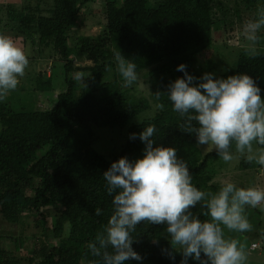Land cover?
Here are the masks:
<instances>
[{
	"label": "trees",
	"instance_id": "obj_1",
	"mask_svg": "<svg viewBox=\"0 0 264 264\" xmlns=\"http://www.w3.org/2000/svg\"><path fill=\"white\" fill-rule=\"evenodd\" d=\"M4 1L0 0V19L6 16L8 24L14 23L13 39L33 36L44 50L52 47L64 61L66 88L48 109H15L9 101H0V219L20 224L22 217L32 216L42 229L23 256L4 244L11 239L20 249L23 234L1 229L0 264L98 261L87 245L103 231L113 210L103 172L121 156L133 160L143 155L138 137L149 123L157 129L154 144L174 146L199 189L215 193L225 180L264 188V170L255 161L240 155L230 166L215 150L202 153L195 132L187 131L196 122L174 112L166 95L168 84L183 76L178 64L200 77L196 54L219 41L221 28L233 18L242 25L253 18L264 0H28L20 6ZM97 2L101 5L92 8ZM96 11L102 15L94 21L100 32L77 33ZM257 49L260 54L254 58L244 49L233 69L217 76L245 72L264 98V47ZM119 50L137 64L138 75L149 83V96L123 84L113 55ZM77 73L84 78L75 79ZM157 102L164 108L152 113ZM141 113L146 116L135 122ZM95 127L119 130L113 152L94 148ZM131 133L137 138L130 139ZM202 203L191 210L202 220L209 219ZM245 211L256 226L249 247L255 251L262 242L264 251V206H245ZM133 237L132 246L142 260L125 264H179L181 253L172 249L164 224L141 222ZM188 264L198 262L189 258Z\"/></svg>",
	"mask_w": 264,
	"mask_h": 264
},
{
	"label": "clouds",
	"instance_id": "obj_2",
	"mask_svg": "<svg viewBox=\"0 0 264 264\" xmlns=\"http://www.w3.org/2000/svg\"><path fill=\"white\" fill-rule=\"evenodd\" d=\"M262 30L264 3L241 29L250 57L260 54L256 43ZM113 55L123 84L133 85L138 80L137 64L120 50ZM28 65L24 49L0 32V101L17 88ZM177 70L183 76L168 84L167 99L174 112L196 122L187 131L195 132L197 145H205L207 151L214 149L225 162L240 154L264 170V98L254 78L245 72L227 77L204 72L196 77L184 63L178 64ZM83 78L80 73L75 76L77 80ZM155 108L162 110L164 104L157 102ZM156 131L154 124L144 125L138 137L144 144L143 155L133 160L121 156L103 172L106 191L113 196V210L103 231L87 245L92 256L100 258L93 264L142 260L132 245L136 226L145 221L166 226L172 249L181 253L179 264H188L189 258L198 264H245L243 245L227 238L224 228L250 230L245 206H264V188L225 180L215 193L199 189L176 148L154 144ZM129 138L136 139L137 134L131 133ZM254 142L260 147L254 148ZM200 202L209 219L202 220L191 210ZM101 211L95 209L97 215ZM169 256L174 259L172 252Z\"/></svg>",
	"mask_w": 264,
	"mask_h": 264
},
{
	"label": "rangeland",
	"instance_id": "obj_3",
	"mask_svg": "<svg viewBox=\"0 0 264 264\" xmlns=\"http://www.w3.org/2000/svg\"><path fill=\"white\" fill-rule=\"evenodd\" d=\"M27 1L28 0H26V2ZM24 2V0H18L13 3L20 6L21 4H24ZM233 3L234 2L232 1V4ZM100 5L101 4L98 3L92 4L91 6L93 8L94 6L99 7ZM42 6L47 7L45 3ZM3 18L4 19L2 20L0 19V32L13 38L15 36V31L10 27L13 26L14 23L8 24L6 16ZM101 19L102 15L100 11H96L94 19L89 24L79 29L77 33L94 35L100 32L102 28L97 23L95 24V22L100 21ZM242 26V24L236 22L235 18H233L226 28H221V31L219 32V41L196 54L195 65L198 73L202 75L204 72H213L217 76L233 69L240 53L244 51L248 44L241 35ZM35 40L36 39L33 36H27L25 38L24 35L19 37V41L14 40L24 49L29 59V65L25 70L24 76L19 78L17 88L10 91L2 101H9L11 106L15 109H48L53 105L58 94L66 88L64 61L54 52L55 50H52V47L44 50V48H41L39 43ZM256 47H264V30L259 34ZM132 86L135 87L138 95H150V86L145 77L138 75V80L134 82ZM154 111L155 105L153 104L151 112L153 113ZM144 116L146 115L141 113L134 119V121L139 122L143 120ZM118 131V129L111 127H95L94 132L96 139L94 140V148L98 151L101 149L100 152L105 154L113 152L116 143L118 144L120 139V132ZM253 146H256V144L254 143ZM205 147V145L198 146L202 153L208 152ZM239 157L240 154H234L233 160L229 162L231 164L230 166H234V161H237L236 159ZM247 213L248 212L245 211L252 226L250 230L238 232L224 228V234L227 238L236 239L241 245H243L247 257L245 264H264L262 242H260V247L255 251L251 250L249 247V244L251 243L250 241L255 237L253 231L256 226L254 227L252 214L248 215ZM22 221H24V223L9 224L0 219V235H2L1 229L13 230L17 235L23 234L25 242L18 250L16 248V243L11 241V239H7L4 242L9 249L13 250L15 254L19 256L25 255L23 252L34 245L42 230L41 227L35 223L36 221L32 216L22 217ZM3 240H5L4 237Z\"/></svg>",
	"mask_w": 264,
	"mask_h": 264
},
{
	"label": "crops",
	"instance_id": "obj_4",
	"mask_svg": "<svg viewBox=\"0 0 264 264\" xmlns=\"http://www.w3.org/2000/svg\"><path fill=\"white\" fill-rule=\"evenodd\" d=\"M10 1H12V0H10ZM16 1H18V0H13V2H16ZM24 1L26 2V0H24ZM25 2H24V3H25ZM27 2H29V1H27ZM261 253H262V252H261Z\"/></svg>",
	"mask_w": 264,
	"mask_h": 264
},
{
	"label": "built area",
	"instance_id": "obj_5",
	"mask_svg": "<svg viewBox=\"0 0 264 264\" xmlns=\"http://www.w3.org/2000/svg\"><path fill=\"white\" fill-rule=\"evenodd\" d=\"M256 246H257V244H256V243H254V244H253V247H256Z\"/></svg>",
	"mask_w": 264,
	"mask_h": 264
}]
</instances>
